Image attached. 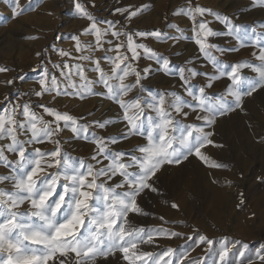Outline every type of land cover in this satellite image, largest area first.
<instances>
[{
    "label": "snow or ice",
    "instance_id": "obj_1",
    "mask_svg": "<svg viewBox=\"0 0 264 264\" xmlns=\"http://www.w3.org/2000/svg\"><path fill=\"white\" fill-rule=\"evenodd\" d=\"M8 2L14 17L30 10L22 8L20 0ZM255 2L264 7V0ZM73 7L90 22L81 34L93 36L94 43L82 42L80 35L73 34L79 55L72 57L64 49L55 51L75 63H52L51 69L59 70V78L47 65L39 66V89L33 95L41 100L35 104L30 100L16 104L9 101L0 107V165L9 169L7 174H0V264H97L98 260L100 264H207L209 259L212 264H254V259L264 264V243L253 258L246 254L250 245L240 240H217L198 228L185 234L165 227H134L129 219L130 214L133 220L151 215L138 198L161 194L157 184L162 169L191 162L190 158L208 164L202 150L209 145L222 147L212 139L217 119L244 111L245 97L264 93V32L253 39L229 16L188 0L180 14L190 18L197 51L214 72L196 69L191 59L174 70L167 56L142 40L171 39L178 43L182 35L124 30L125 24L115 30L119 21H99L83 0H73ZM115 11L130 23L141 9L118 7ZM209 16L223 23L226 31L211 27ZM100 23L108 27L101 28ZM167 26L180 31L176 24ZM109 35L114 39H105ZM222 35L237 43L224 48L212 42ZM246 43L254 47V59L231 63L221 59L239 52ZM97 50L103 52L100 57L94 55ZM142 58L153 61L156 67H140ZM8 70L0 67V72ZM156 71L176 76L179 86L168 91L149 90L146 81ZM197 77L204 83L194 89L192 82ZM221 79L226 81L224 90L212 92ZM97 85L101 86L99 90ZM53 93V99L97 96L110 102L118 109L117 119L122 125L119 135L129 143L133 139L140 142L131 148H114L119 143L117 135L90 133L93 126L106 132L113 125L111 117L90 120L42 102L46 94ZM34 108L42 109L48 119ZM65 130L71 131V139L90 140L95 145L90 160L72 157L64 150L63 145L68 143L62 140ZM45 141L54 147H34ZM9 154L15 158L10 159ZM209 166L225 167L218 163ZM239 195L238 207L244 204L243 193ZM170 207L179 209L175 202ZM159 219L163 221L164 217ZM160 239H183L185 244L191 241L202 247L204 256L190 259L194 248L182 251L180 245L158 252L146 250L157 247Z\"/></svg>",
    "mask_w": 264,
    "mask_h": 264
},
{
    "label": "rangeland",
    "instance_id": "obj_2",
    "mask_svg": "<svg viewBox=\"0 0 264 264\" xmlns=\"http://www.w3.org/2000/svg\"><path fill=\"white\" fill-rule=\"evenodd\" d=\"M187 2L188 0H83L87 10L99 21H119L120 23L116 24L115 30H120V25L125 24L124 30H160L168 36L182 35L183 39L178 43L171 39L156 41L154 38H146L142 42L148 44L158 53L167 56L171 61L170 67L174 70L184 66L186 61L191 59L193 61L191 66L200 71L212 73L214 69L211 64L197 51V46L194 44L190 18L180 14L181 8L185 7ZM20 4L22 8H29L30 10L25 11L19 17H14L11 11L12 4L8 0H0V67L9 69L0 72V107L9 101L12 104L22 103L25 100H30L33 104L40 101L41 98L33 95L34 91L39 89L38 81L41 75L39 66L41 64L47 65L50 71L55 72L59 78V70L51 69L52 63H62L64 60L68 61L69 66L75 63L76 61L71 57L62 58L55 51V49H64L70 52L72 57L79 55L80 53L75 51L76 41L71 38L73 34L80 35L82 42L94 43L93 36L81 34L90 22L75 11L73 0H20ZM193 4L205 6L222 15L229 16L237 25H243L251 33L253 39L259 33L264 32V27H262L264 25V7L258 6L255 0H193ZM118 7L140 8L141 11L137 17L128 23L124 16L115 11ZM207 18L213 21L210 26L216 31H226L223 23L215 21L211 16ZM169 24H176L180 31L177 32L176 29L168 27ZM98 26L107 28L108 24L100 23ZM253 28L256 29V32H252ZM105 39L114 38L109 35ZM123 39L124 37H121V40ZM138 42L141 41L138 40ZM212 42L224 48L237 43L236 40L227 35L212 38ZM254 50L250 43H246V46L239 52L230 53L221 59L225 63L254 59L251 56ZM38 52L41 53L40 56L37 55ZM102 54V50L94 52L96 57H100ZM149 64L156 67L153 61L146 58L139 61L140 67H146ZM89 75L94 76L95 74L89 73ZM8 81H12V83L9 84ZM203 83L204 80L197 77L193 80L192 87L198 89ZM225 83L226 81L221 79L211 91L214 93L222 92ZM146 84L148 89L153 92L168 91L177 88L179 81L172 74L156 71L152 73ZM100 87L97 85V90ZM180 90L182 91V89ZM54 95L55 93L46 94L42 98V102L51 104L58 110L67 111L77 117L86 116L90 120L111 117L113 125L106 132L95 129L93 126L90 133L96 131L101 135L109 133L117 135L119 143L113 146L114 148H131L133 144L140 142L139 139H133L129 143L119 135V129L122 125L117 119L118 109L110 102L102 101L97 96L86 99L79 97H57L53 99ZM257 96L254 94L253 97H245L244 105L254 101ZM262 97L264 100V96ZM34 110L48 119L42 109L34 108ZM89 113H93V115L88 116ZM244 113H249L248 120H250L254 118L256 109L244 108V111L237 110L219 117L212 129L214 132L212 139L219 138L223 144L239 139L238 136L241 132L239 125L232 124V127L226 128L227 130L223 129V126L226 125V121L236 122ZM250 126L252 125L249 121L245 127L249 128ZM72 136L70 130H65L62 133V140H68V143L63 145L64 150L72 157L90 160L95 145L90 140L71 139ZM34 147L47 150L53 148L54 145L45 141L43 145L37 144ZM209 147L211 145L203 149L202 152L205 153ZM9 158L14 159L15 157L9 154ZM190 161H185L180 165L167 166L166 170L162 169L160 181L157 184L161 194L145 195L143 199L138 198L141 207L151 215L137 217L133 220L130 214L131 225L146 229L150 227L172 228L185 234H191L193 228H198L210 238L219 240L227 237L229 240H240L248 243L250 247L246 254L254 258L255 251L260 244L264 243V174L257 169L242 171L239 174V180L242 182L230 186L233 191L232 198L224 202L217 200L214 202V198L211 196L198 195V197L192 194L191 169L200 160L190 158ZM231 163L233 161L229 159L228 163L223 165L232 169L233 164ZM8 171L9 169L0 165V174H7ZM240 193H243L244 204L238 207ZM172 202L177 203L179 209L171 208ZM185 207L186 209H184ZM160 216L164 217L163 221L159 219ZM165 221L169 223H165ZM177 245L182 246V251L190 247L194 248V251H190V259L204 256L202 247L195 246L191 241L185 244L183 239H160L157 247L146 250L158 252L161 249L176 247ZM97 264H100L99 260ZM112 264H115V261ZM207 264H212V260L209 259ZM254 264H259V261L254 259Z\"/></svg>",
    "mask_w": 264,
    "mask_h": 264
},
{
    "label": "bare ground",
    "instance_id": "obj_3",
    "mask_svg": "<svg viewBox=\"0 0 264 264\" xmlns=\"http://www.w3.org/2000/svg\"><path fill=\"white\" fill-rule=\"evenodd\" d=\"M262 96L264 95L259 94L254 101L244 105V108L249 110L256 109L254 118L248 120L249 113H244L236 122L226 121V125L223 126V129H229L232 124L239 125L238 127L241 128L239 139L223 144L221 139L215 138V143L218 145L220 143L222 147L211 146L205 151L204 154L209 158L208 164L198 161L193 165L191 169L193 195L211 196L214 202L215 200L224 202L233 196L230 186L242 182L239 180V174L242 171L257 169L264 174V100ZM249 121L252 126L246 128ZM229 159L233 161L232 169L226 168L227 166L222 168L209 166L211 163L227 164Z\"/></svg>",
    "mask_w": 264,
    "mask_h": 264
}]
</instances>
